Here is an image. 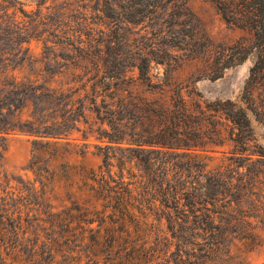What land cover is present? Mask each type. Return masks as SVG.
Segmentation results:
<instances>
[{"label": "trees", "instance_id": "obj_1", "mask_svg": "<svg viewBox=\"0 0 264 264\" xmlns=\"http://www.w3.org/2000/svg\"><path fill=\"white\" fill-rule=\"evenodd\" d=\"M56 1L0 0V165L12 136L35 138L28 169L42 185L54 158L77 147L70 137L82 121L105 143L103 165L80 174L71 207L45 211L48 237L40 246V235L25 236L41 227L34 212L45 207V194L32 184L10 192L6 175L0 264H82L83 257L86 264H245L233 253L235 242L257 245L255 230L264 226V0H212L226 24L248 35L218 48L186 0ZM96 22L108 32L96 37ZM32 40L44 42L42 73L54 78L73 66L86 72V84L64 90L18 77V69L35 63L26 46ZM186 56L202 60L211 80L251 59L241 94L188 104L172 80ZM153 65L164 68L158 83ZM128 68L143 86L170 94L151 99L125 90ZM216 149L226 151L213 163L206 154ZM113 159L134 162L139 182L115 178ZM153 232L155 247L147 240Z\"/></svg>", "mask_w": 264, "mask_h": 264}, {"label": "rangeland", "instance_id": "obj_2", "mask_svg": "<svg viewBox=\"0 0 264 264\" xmlns=\"http://www.w3.org/2000/svg\"><path fill=\"white\" fill-rule=\"evenodd\" d=\"M19 1L27 2V0ZM64 1L65 0H57L55 4H62ZM53 2L54 0H48L47 5L50 6ZM186 5L192 14L199 20L201 28L206 31L216 48H218L220 44H232L240 38L248 37L245 32L228 25L223 21L212 0H186ZM33 7L35 8V6ZM90 14L91 11H88V15ZM91 27L96 31V37L101 35L100 31L108 32L106 26L101 22H96L91 25ZM139 29H141V27L138 28V30ZM132 38H136V36ZM82 39L86 41L87 36L82 35ZM26 46L30 48V56L35 63L26 64L24 68L18 69L16 72L18 77H27L33 80L38 79L40 82L45 81L53 87L63 88L64 90L69 88L79 89L82 85L86 84L87 77L83 80L81 79L86 72L81 69H76L73 66H70L69 68H59L62 73L57 74L54 78H50L51 76L42 73L41 70H43L44 64L41 63V60L44 52V42L32 40L30 45ZM178 54L182 55L181 52H178ZM251 63L252 60L248 59L239 65L231 66L220 72V77L218 79L211 80L205 76V72L208 71H205L207 70L206 64L202 60H196L192 57L186 56L182 58L180 68L173 73L172 80L177 84H180L183 88L182 94L188 104L198 102L205 105L218 100H235L242 92ZM80 65L81 64H79V66ZM128 70H131L128 73V76L132 78V82L125 87V90L151 99H158L161 98L163 94H170V88H167L162 92L159 89H149L147 86H143L138 80V71H134L130 68H128ZM163 74L164 68L162 66H152L151 75L154 76V83L161 81ZM89 76L90 75L88 74V77ZM90 85L91 84L88 85V93L90 92ZM79 94L81 97H84L86 93L84 90H81ZM89 117L90 121H92V116ZM79 127L80 131H74L70 137L72 145L77 147L71 149L69 155L58 157L57 159L54 158V161L51 162L52 164L50 165V171L46 174L47 180H44V183L42 184L43 186L36 181L37 177L28 169L33 157L32 149L35 138L21 134L14 135L11 137L6 150L3 152V160L0 165V184L3 186L6 185L5 176L8 175L11 181L7 188L8 191L18 194V189L24 186V184H32L37 191L45 194L47 205L45 204V207L40 210V212H34L37 219L34 224L41 227L38 230L35 229L36 226L33 228L30 227L25 236L26 239L30 238L37 240V237H39L38 235H40L38 246L42 244L41 241H47L48 237V231H46V228H49V223L47 215L44 214L45 211H50L52 209L54 213H59L63 209L71 207L72 202L80 196L78 193V186L81 184H79L81 180L80 174L86 170H99L103 165L102 151L99 147H104L105 143L99 142L95 135L88 132L89 125L85 124L84 121L79 124ZM216 150L218 152L206 154L215 158L213 163L218 162V160L222 158L220 152L226 151L225 149ZM50 157V155L46 154L44 155L43 160L46 161ZM119 157H123V155L117 152V158ZM121 161L113 159V167L111 168L112 175L115 178L123 175L127 183L139 182L141 172L136 164L133 162L132 164L126 163L122 165L120 164ZM67 164L71 165L73 169L68 170V168H66ZM35 208L37 209L38 207L35 206ZM255 232L258 236L257 245H250L244 241H236L235 248H233V253L239 255L244 260L245 264L264 263V226H259ZM168 239L171 240V242L173 241L172 243H176V240H173L171 235H168ZM147 240L150 241L149 245L153 247L156 246V235L154 232ZM165 244L166 242L164 245ZM164 245L160 247V250H162L163 253L167 251ZM168 250V255L171 256V253L176 251V246L173 245ZM40 258H46V255L39 257V259ZM57 260L58 262H62V257H58ZM161 261L162 259L160 257L158 262ZM86 262L87 259L83 257L82 264H86ZM3 264L27 263L16 259H7ZM42 264H44V262H42ZM171 264H175V262L172 261Z\"/></svg>", "mask_w": 264, "mask_h": 264}]
</instances>
